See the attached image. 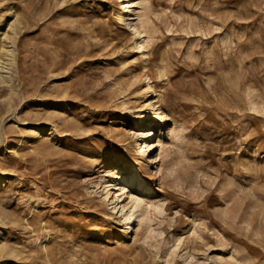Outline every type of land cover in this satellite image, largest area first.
<instances>
[{"label":"rangeland","instance_id":"rangeland-1","mask_svg":"<svg viewBox=\"0 0 264 264\" xmlns=\"http://www.w3.org/2000/svg\"><path fill=\"white\" fill-rule=\"evenodd\" d=\"M131 2L0 0V264H264V0Z\"/></svg>","mask_w":264,"mask_h":264},{"label":"bare ground","instance_id":"bare-ground-1","mask_svg":"<svg viewBox=\"0 0 264 264\" xmlns=\"http://www.w3.org/2000/svg\"><path fill=\"white\" fill-rule=\"evenodd\" d=\"M127 1H128V3L126 4V6L131 7L130 8L131 13L127 17V20H128L127 21V25H128L127 27L136 29V25H135L134 19H136V14L137 13L135 11V8L132 7L133 5H132L131 0H127ZM123 2L125 3V0H123ZM141 47H142V44L140 43L139 44V48H141ZM155 118L156 119L159 118V115L156 114ZM149 132L150 133H154L153 130H150ZM161 142H162V133L160 135V138L157 141H156V139L153 140V141H146L143 144V146H141V149H140V152L138 153V155H139V157H141L140 163H141L142 167H146L148 169L150 168V165L152 164V159L150 158V152H151V150L153 148H155V146H157L158 144H161ZM158 156H159V154L157 155L156 160L158 159ZM125 181H130L133 186H137V185L146 186V180L143 177V175L140 173V171H135V172L133 171V174L131 176H128V175L121 176L120 181L118 183L119 187L117 188V190H120V194L127 193L128 197L130 198L129 201L125 202L122 205L123 208H125L130 203V201H136V198H135L134 194L133 193H129V191L127 189V186L125 184ZM116 205H118V204H116Z\"/></svg>","mask_w":264,"mask_h":264}]
</instances>
